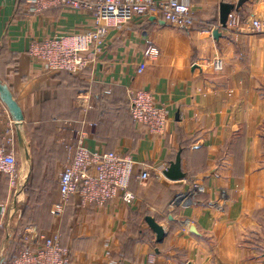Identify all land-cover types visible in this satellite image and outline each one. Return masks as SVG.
I'll return each instance as SVG.
<instances>
[{"label": "crops", "instance_id": "obj_1", "mask_svg": "<svg viewBox=\"0 0 264 264\" xmlns=\"http://www.w3.org/2000/svg\"><path fill=\"white\" fill-rule=\"evenodd\" d=\"M178 1L194 12L193 28L170 25L161 14L135 18L111 30L95 66L67 75L41 70L30 48L55 35L93 27L94 14L70 6L33 12L25 0H0V80L8 84L25 117L17 124L0 100V146L13 142L18 171L31 180L34 134L47 116L46 122L55 125L50 142L57 147L48 157L58 168L47 191V164L30 188L36 199L27 201L28 190L22 201L16 200L8 175L0 172V209L16 202L17 210L12 218L0 214V254L14 232L33 223L44 231L54 227L49 210L60 198L67 144L81 126L63 125L84 119L78 97L90 94L95 107L86 117L94 124L88 127L89 146L145 163L152 178L142 184L133 177L131 204L116 198L101 207L82 206L79 198L72 199L68 210L73 214L68 212L64 220L69 226L64 246L72 264H264V33H254L252 24L255 18L264 19V0H246L234 8L231 14L240 22L227 21L226 27L220 24L221 5L236 7L241 0ZM152 45L160 54L138 74L144 51ZM218 60L221 71L214 68ZM136 90H150L168 110L164 135H152L132 117L129 91ZM100 92L107 100L98 108L94 95ZM76 112L77 117H65ZM179 153L185 178L172 181L164 172ZM196 184L204 190L193 204L179 205L178 196ZM148 216L165 228L162 243ZM186 221L191 222L188 229Z\"/></svg>", "mask_w": 264, "mask_h": 264}, {"label": "built area", "instance_id": "obj_2", "mask_svg": "<svg viewBox=\"0 0 264 264\" xmlns=\"http://www.w3.org/2000/svg\"><path fill=\"white\" fill-rule=\"evenodd\" d=\"M33 12H42L52 6H70L77 10L91 11L96 23L79 33L58 34L52 38L34 42L30 48L33 62L45 72L81 73L89 70L99 61L107 46V38L112 29L121 28L138 17L161 14L164 20L173 26L193 28L196 17L189 5L178 0L158 2L155 0H25ZM228 21L232 25L240 22L238 15L230 14ZM254 33H264V19L252 21ZM160 51L149 46L144 51L145 61L138 65L137 72L142 74L147 62L155 60ZM216 71L223 69L222 61L214 63ZM92 95H80L78 106L84 112L81 121H66L63 127L81 125L74 129L75 139L67 144L68 162L59 174V201L51 206L54 227L45 232L37 226L29 225L20 233H13L9 243L3 246L0 264H72L69 251L63 246L62 220L74 197L79 198L82 206H104L116 198H122L126 204L135 200L130 190L133 177L137 176L142 184L148 182L152 175L145 163H137L127 155L114 151L92 149L88 144V127L94 124L86 117L94 109ZM130 113L136 123L146 126L152 135H164L169 120L168 110L156 102L150 90L129 91ZM13 142L0 146V172L8 175L10 186L16 200L22 201L30 175L18 171V161ZM9 149V151H8ZM140 172L137 173V169ZM204 190L203 186L194 185L186 195L177 198L179 205L193 204L196 194ZM17 201V202H18ZM212 205L221 208L220 205ZM16 202L5 204L0 214L6 218L13 217ZM10 219V218H9ZM186 221L183 227L190 228ZM8 248H12L11 250ZM6 250V251H4ZM8 250V251H7Z\"/></svg>", "mask_w": 264, "mask_h": 264}, {"label": "water", "instance_id": "obj_3", "mask_svg": "<svg viewBox=\"0 0 264 264\" xmlns=\"http://www.w3.org/2000/svg\"><path fill=\"white\" fill-rule=\"evenodd\" d=\"M246 0H241L237 6H233L231 4H222L221 5V13H220V24L222 27H226L229 15L232 13L233 9L240 8ZM0 100L5 104L7 107L12 119L19 125H22L24 122V114L22 111L21 106L19 105L18 101L14 97L10 87L8 84L2 82L0 80ZM20 144L23 145L22 137L19 134ZM166 178L172 181H179L185 178V174L182 170V158L181 154L179 153L175 162L171 164V166L164 172ZM146 221L153 232L156 234V240L158 243H162L166 237V230L165 228L160 225L154 217L148 216Z\"/></svg>", "mask_w": 264, "mask_h": 264}, {"label": "trees", "instance_id": "obj_4", "mask_svg": "<svg viewBox=\"0 0 264 264\" xmlns=\"http://www.w3.org/2000/svg\"><path fill=\"white\" fill-rule=\"evenodd\" d=\"M61 73H64V74H67V75H72V73L71 72H68V71H62ZM106 100H107V97H106V95L105 94H103L102 92H100V93H97V94H95L94 95V101H95V103H96V106H98V108L99 107H105V105H106ZM129 105H130V103H129ZM129 110H130V106H129ZM130 112V111H129ZM78 112H76L75 114H71V113H69L67 116H65L66 118H74V117H77L78 116V114H77ZM47 116H44V118H43V122H44V124H42L38 129H36V131H35V134H34V137H35V139H36V137H37V134L39 133V134H41V133H50V137L48 138V146H52L53 148H51L50 149V151L52 150V149H55V148H57L52 142H50V140L52 139V135H53V133L55 132V125H54V123L53 122H51V124H48L47 122ZM49 151V152H50ZM57 151V150H56ZM37 157H38V154H37V151H35V154H34V159H33V162H34V165H33V174H32V176H33V178L31 177V180H30V182H29V185H28V187H27V189H26V191H27V194H31L32 193V191H30V188L32 187L33 188V182H34V180L36 181V182H38L39 181V178L42 176L43 177V173H44V171L42 172V170L45 168V166H43L44 165V158H42V159H40V158H38L39 159V163H38V159H37ZM47 157H48V153H47ZM51 159H54V158H51ZM44 160V161H43ZM37 168H38V170L39 171H37ZM36 173H37V175H38V178L37 179H35L36 178ZM35 193V191L33 192V194ZM51 209V208H50ZM69 209V208H68ZM67 209V211H66V214H65V216H64V218H63V220H62V233H63V239H62V244H63V246H64V233L65 232H67V230H68V228H69V226L67 225V222H66V224L64 223V220H65V218H66V216H67V214H68V212H69V217H70V215H71V212H72V214H73V211L72 210H68ZM49 214H50V210H49ZM50 217H51V220H52V222H54L53 221V217L51 216V214H50ZM40 230H43L42 228H40ZM44 231V230H43ZM49 231V230H48ZM45 232H47V231H45ZM65 247V246H64Z\"/></svg>", "mask_w": 264, "mask_h": 264}, {"label": "rangeland", "instance_id": "obj_5", "mask_svg": "<svg viewBox=\"0 0 264 264\" xmlns=\"http://www.w3.org/2000/svg\"><path fill=\"white\" fill-rule=\"evenodd\" d=\"M49 135H50L49 132L48 133H41V134L38 133L37 137H36V142H37L36 143V151H37V154H38L37 159L38 158H40V159L44 158L45 161L43 160L44 161V165L43 166H45V168L47 167V164L49 166L47 168V170H46V176H45L46 177L45 188L47 189V191L49 190L51 185H53V178L56 175L55 173H57L56 170H58V168L56 167V163L51 162V158L47 157V153L49 154L50 149L53 148L52 146H48V138L50 137ZM58 159H59V161H58ZM56 161H57V163L61 162V156L57 157ZM49 162H50V165H49ZM38 163H39V159H38ZM37 171H39L38 168H37ZM37 178H38V175L36 173V178L35 179H37ZM35 183H36V181H35ZM44 196H46V194ZM28 198L33 200V199H36V196L33 195V193H31V194H27L26 193L25 194L26 201H27ZM37 210H38V208L35 207V211L36 212H37ZM40 217L42 218V216H40ZM39 223H41V222H39ZM34 224L35 223H33V225ZM34 226H37V224L34 225Z\"/></svg>", "mask_w": 264, "mask_h": 264}]
</instances>
